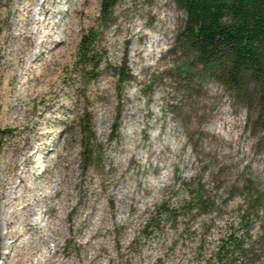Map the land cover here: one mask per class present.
I'll return each mask as SVG.
<instances>
[{"label": "rangeland", "instance_id": "1", "mask_svg": "<svg viewBox=\"0 0 264 264\" xmlns=\"http://www.w3.org/2000/svg\"><path fill=\"white\" fill-rule=\"evenodd\" d=\"M183 25L175 0H0V264H264L262 89Z\"/></svg>", "mask_w": 264, "mask_h": 264}, {"label": "trees", "instance_id": "2", "mask_svg": "<svg viewBox=\"0 0 264 264\" xmlns=\"http://www.w3.org/2000/svg\"><path fill=\"white\" fill-rule=\"evenodd\" d=\"M181 40L229 88L253 78L264 105V0H175ZM217 71V72H216ZM262 127L264 120L261 116ZM7 136L0 129V147Z\"/></svg>", "mask_w": 264, "mask_h": 264}, {"label": "bare ground", "instance_id": "3", "mask_svg": "<svg viewBox=\"0 0 264 264\" xmlns=\"http://www.w3.org/2000/svg\"><path fill=\"white\" fill-rule=\"evenodd\" d=\"M52 36H53V34L49 31V33L47 34L48 39H49L50 37H52Z\"/></svg>", "mask_w": 264, "mask_h": 264}]
</instances>
